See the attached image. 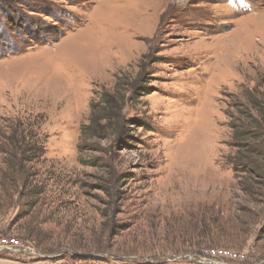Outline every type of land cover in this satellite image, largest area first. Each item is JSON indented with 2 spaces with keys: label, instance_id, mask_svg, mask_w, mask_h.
I'll list each match as a JSON object with an SVG mask.
<instances>
[{
  "label": "rangeland",
  "instance_id": "1",
  "mask_svg": "<svg viewBox=\"0 0 264 264\" xmlns=\"http://www.w3.org/2000/svg\"><path fill=\"white\" fill-rule=\"evenodd\" d=\"M119 77L139 87L124 134L85 142ZM247 92L264 94V0H0V132L32 124L42 152L0 193V238L22 244L0 264H264L261 204L226 163Z\"/></svg>",
  "mask_w": 264,
  "mask_h": 264
},
{
  "label": "trees",
  "instance_id": "2",
  "mask_svg": "<svg viewBox=\"0 0 264 264\" xmlns=\"http://www.w3.org/2000/svg\"><path fill=\"white\" fill-rule=\"evenodd\" d=\"M135 90L139 92L137 80L124 83L122 77L116 79L112 92L103 90L90 104L88 123L81 128L83 140H105L111 136L120 139L127 123L124 110L133 99L129 96L130 92ZM235 105L233 112L226 113L227 128L230 130L228 146L234 150L226 163L231 167L240 191L251 201L261 204L260 234L264 238V94L247 92ZM6 128L10 131L8 135L0 132V154H3L7 167L1 172L0 193L13 194L18 193L19 183L20 187L28 185L29 167L42 152L39 151L37 127L35 129L32 124L18 120ZM5 197V201H10L8 195ZM33 228H28V231L34 233Z\"/></svg>",
  "mask_w": 264,
  "mask_h": 264
},
{
  "label": "built area",
  "instance_id": "3",
  "mask_svg": "<svg viewBox=\"0 0 264 264\" xmlns=\"http://www.w3.org/2000/svg\"><path fill=\"white\" fill-rule=\"evenodd\" d=\"M21 246L22 244L18 239L0 238V252L5 250H17L20 249ZM201 257L203 258L201 264H229L246 261L245 254L227 248L204 249Z\"/></svg>",
  "mask_w": 264,
  "mask_h": 264
},
{
  "label": "bare ground",
  "instance_id": "4",
  "mask_svg": "<svg viewBox=\"0 0 264 264\" xmlns=\"http://www.w3.org/2000/svg\"><path fill=\"white\" fill-rule=\"evenodd\" d=\"M258 13H259V12H257L256 14L258 15ZM257 15H255V16H252V18H253V17L255 18ZM258 17H259V16H258Z\"/></svg>",
  "mask_w": 264,
  "mask_h": 264
}]
</instances>
